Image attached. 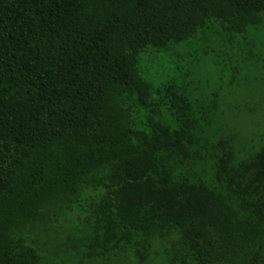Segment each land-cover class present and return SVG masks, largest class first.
<instances>
[{"label": "trees", "instance_id": "obj_1", "mask_svg": "<svg viewBox=\"0 0 264 264\" xmlns=\"http://www.w3.org/2000/svg\"><path fill=\"white\" fill-rule=\"evenodd\" d=\"M210 22L264 29V0H0V264H41L88 190L89 255L264 264V133L238 160L222 139L213 185L190 182L173 170L198 143L187 89L139 70Z\"/></svg>", "mask_w": 264, "mask_h": 264}, {"label": "rangeland", "instance_id": "obj_2", "mask_svg": "<svg viewBox=\"0 0 264 264\" xmlns=\"http://www.w3.org/2000/svg\"><path fill=\"white\" fill-rule=\"evenodd\" d=\"M212 23L167 51L142 54L139 63L143 78L158 84L176 77L187 89L198 143L179 155L173 170L190 182L209 185H213L222 139L233 140L238 160L257 147L264 133V29L228 35ZM145 115L139 111L137 127L142 128ZM99 197L97 191L83 192L69 213L47 224L39 239L41 264H157L138 261L129 249L122 248L89 255L93 251L86 246L87 238H93V229L88 210L91 199Z\"/></svg>", "mask_w": 264, "mask_h": 264}]
</instances>
